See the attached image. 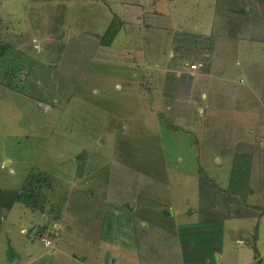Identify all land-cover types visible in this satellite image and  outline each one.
I'll use <instances>...</instances> for the list:
<instances>
[{
    "label": "rangeland",
    "instance_id": "rangeland-1",
    "mask_svg": "<svg viewBox=\"0 0 264 264\" xmlns=\"http://www.w3.org/2000/svg\"><path fill=\"white\" fill-rule=\"evenodd\" d=\"M166 1L0 0V264H264V0Z\"/></svg>",
    "mask_w": 264,
    "mask_h": 264
},
{
    "label": "crops",
    "instance_id": "crops-1",
    "mask_svg": "<svg viewBox=\"0 0 264 264\" xmlns=\"http://www.w3.org/2000/svg\"><path fill=\"white\" fill-rule=\"evenodd\" d=\"M159 2L160 3H164V4L167 3L166 0H159ZM211 2H213V1L211 0ZM162 12L163 11L159 10V11H157L155 13L156 14H160ZM156 14H150L149 11H145V15H143L144 19L146 20L145 21V23H146L145 26H150L151 25L152 22H151V19L149 17H151V15L153 17H156ZM261 42H262V45H264V41H261ZM208 61H210V60L209 59L206 60V63H207L208 66H206L205 70H200L199 64H197L195 62H192V63L188 64L190 66V69H189L190 76H198V75L203 74V72L207 73L208 72L207 70H208V68L210 66ZM185 63L187 64L188 62L186 61ZM193 64H195L197 67L196 68H191V65H193ZM156 68L161 73H162V71L167 72V73H177L179 71L176 68H168L167 69L166 67H162L161 65H158ZM21 199L22 198H20V201H21ZM28 203H26V206H29ZM1 206H4V205H1ZM6 208H7V210H10L12 208V206L11 207H6ZM3 213H5V210L4 209H0V219H3ZM21 232L27 233L26 228H22ZM43 237H45V236H43ZM161 238L163 239V237H161ZM236 242L239 243V244L246 243L242 239H237ZM178 244L181 245L180 242ZM225 245L221 243V244H217L216 247L212 246V247H210V250L208 251V254H204L203 256L199 255V254H198L199 255L198 256V255H196V253H192L191 256H190V259H187V256L185 254H184V256L181 255V250H182V254H183L184 250L181 247L180 248L177 247V250L174 251L176 258L172 259V257H169V258L167 257L166 262L169 263V264H189V263H193V264H225V260L227 259V257L230 254H232L234 259L239 260V263H237V264H256V262L258 263L259 259H258V256L256 255L257 248H256V244L255 243H252V244L248 243V244H246V246H243V247H241V246L240 247H236L235 245H233V246L232 245H230V246L226 245V247H225ZM165 249H166L165 252H161V253H157V254H159V255L160 254L168 255V251L170 253H172V249H168V248H165ZM192 249H195V247H192ZM146 251H148V250H146ZM174 252H173V254H174ZM214 256H216V258ZM126 258H128V257H126ZM134 259H136L138 261H141V262L146 260L143 257H139V258L130 257L129 259H126L125 264H132ZM136 260L134 261L133 264H138V262ZM139 264H141V263H139Z\"/></svg>",
    "mask_w": 264,
    "mask_h": 264
},
{
    "label": "trees",
    "instance_id": "trees-1",
    "mask_svg": "<svg viewBox=\"0 0 264 264\" xmlns=\"http://www.w3.org/2000/svg\"><path fill=\"white\" fill-rule=\"evenodd\" d=\"M123 25H124V21H120L118 23L116 17H114L111 20L110 25L107 27L104 35L102 36L103 45L109 46L113 42L114 38L119 33V31L122 29ZM247 170L249 171V166H247V167L238 166L236 169L233 170V173L231 174L232 176H234L236 174L235 181H236V185L239 186V188H244L245 186H249V184H248L249 174L246 175ZM243 171H244V173L241 174ZM239 174H241V175H239ZM232 189L237 190L238 188H232ZM233 190L231 192L235 193V194H239L241 196L240 198L242 199V202L244 204H247L246 199L248 198L247 196L249 195V193H251V191L244 195V193H241V192L238 193V192L233 191ZM2 191L3 190L0 189V192H2ZM33 193L36 196L35 191H33ZM7 195H10V196H8L7 198H4L2 200L0 199V201H9L6 204H4L5 207H11L13 205V203L15 202V200L20 199L19 198L20 196H18V193H15V191L13 192V190L8 191ZM10 201H12V202H10ZM25 201L29 202L28 204H30V201H28L27 199Z\"/></svg>",
    "mask_w": 264,
    "mask_h": 264
},
{
    "label": "built area",
    "instance_id": "built-area-1",
    "mask_svg": "<svg viewBox=\"0 0 264 264\" xmlns=\"http://www.w3.org/2000/svg\"><path fill=\"white\" fill-rule=\"evenodd\" d=\"M197 66L195 64L191 65V68H196ZM42 242L45 243V245L51 244V240L47 237L42 238Z\"/></svg>",
    "mask_w": 264,
    "mask_h": 264
}]
</instances>
